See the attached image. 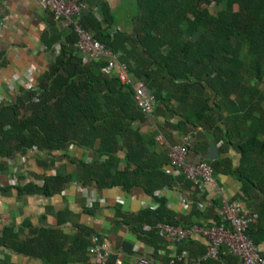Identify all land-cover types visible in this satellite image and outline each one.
<instances>
[{
  "label": "trees",
  "instance_id": "trees-1",
  "mask_svg": "<svg viewBox=\"0 0 264 264\" xmlns=\"http://www.w3.org/2000/svg\"><path fill=\"white\" fill-rule=\"evenodd\" d=\"M128 1V29L114 27L115 17L107 5L100 13L83 11L78 23L118 55L133 79L146 85L156 100L153 110L181 118L176 123L166 120L159 132L169 138L172 129L181 130L190 136L189 149L200 154L214 140L219 158L202 161L212 166L215 176L228 174L239 182L233 199L243 201L256 214L247 229L256 242V234L264 233V0ZM76 40L71 29L36 88L0 105V158L29 154L32 147L41 153L67 151L72 144L97 153L88 163L75 161L83 185L119 186L127 192L139 187L154 196L162 187L184 184L193 193L188 222L180 224L165 200L157 197L155 210L144 208L133 217L116 214L117 221L127 224L154 253L167 242L158 234V223L186 228L211 220L219 223L218 198L200 209L197 202H202L203 194L198 195L196 185L183 175L174 177L162 170L169 162L167 153L155 150L157 129L139 131L148 116L136 106L131 86L102 72L96 63H83L73 46ZM4 61L0 52V67ZM230 149L236 158L228 155ZM69 180V175H48L41 185L28 182L18 191L51 196ZM144 224L150 229L143 230ZM75 228L68 237L58 228L30 227L28 237L15 239L6 225L0 229V247L46 264H89L87 249L93 233L84 224H75ZM126 244L122 251L130 254ZM192 244L191 237L178 242L177 252L185 249L193 259L205 253L199 244L192 252ZM116 259L113 253L105 264H117ZM235 262L223 248L218 260L197 264Z\"/></svg>",
  "mask_w": 264,
  "mask_h": 264
},
{
  "label": "crops",
  "instance_id": "crops-1",
  "mask_svg": "<svg viewBox=\"0 0 264 264\" xmlns=\"http://www.w3.org/2000/svg\"><path fill=\"white\" fill-rule=\"evenodd\" d=\"M79 1L84 3L85 10H96L99 13L101 7L107 5L115 17V28L125 30L130 27L128 0ZM0 25V52L5 59L4 65L0 67L1 105L11 102L16 95L27 88L38 85L56 55V47L60 49V43L65 40V36L71 29L64 20L53 18L48 9L37 0H0ZM91 63H96L97 68L102 70L104 58L93 59ZM180 119L179 116H173L172 112L163 116L153 110L147 120L140 125L139 131L141 133H148L155 129L158 131L166 120L176 123ZM159 136L162 140L158 139ZM186 137L189 135L178 129H172L169 138L158 131L156 135L158 144L155 150L167 153L166 143L189 144L190 137L185 140ZM187 148V162L202 161L204 154ZM229 154L234 158L237 157L232 149L228 152ZM119 155L122 157L123 153L120 152ZM96 156L97 153L93 149L68 145L67 151L31 153L25 157V161L20 154L0 158V229L9 225L15 239L28 237L30 227L58 228L71 237L76 232L75 224H84L93 234L106 240L112 250L128 264H134L135 259L139 257L148 258L150 264H169L175 254L181 251H185L193 259L185 249L177 252V243L167 240L154 253V248L140 239L127 224L117 221L116 215L122 212L126 216L133 217L144 208L155 210L158 207L157 199L162 198L165 200L167 210L173 217L179 219L180 224H183L189 221L188 214L193 206L191 200L193 193L182 183L162 187L155 191L154 196L145 194L139 187L127 192L119 186L100 189L94 183L83 185L78 181L81 170L75 161L88 163ZM38 159L41 160V164L38 163ZM121 166L123 164L120 163L119 168ZM168 169L170 167L167 162L162 166L164 173L174 177L179 176L170 174L167 172ZM54 174L70 176L69 182L58 193L44 196L18 191V187L28 182L40 185L45 176ZM215 178L224 186L228 197H233L239 191V182L230 175L218 174ZM201 197L204 203L210 200L205 195ZM199 203L197 202V207ZM245 207L248 208L246 205ZM86 209H91L90 213L86 212ZM60 213L65 215L60 217ZM60 218L63 220L62 223H59ZM213 223L216 222L212 220L208 223L202 222L201 227H207ZM189 237L193 241L190 245L192 252L198 250L196 244L206 249L207 238L203 234L193 233ZM255 237V243L263 246L264 233H257ZM124 243L129 244V249L132 251L130 254L122 251L121 247ZM0 264L46 263L39 258L0 247Z\"/></svg>",
  "mask_w": 264,
  "mask_h": 264
},
{
  "label": "built area",
  "instance_id": "built-area-1",
  "mask_svg": "<svg viewBox=\"0 0 264 264\" xmlns=\"http://www.w3.org/2000/svg\"><path fill=\"white\" fill-rule=\"evenodd\" d=\"M37 1L48 9L53 18L64 20L70 29L76 33L77 40L73 46L81 54L83 63L104 58V66L101 71L110 76H115L120 83L131 86L136 106L149 117L156 105L155 97L142 81L133 79L129 75L127 65L119 61L116 53H113L94 38L91 32L80 26L77 19L86 9L84 3L79 0ZM94 12L97 11L94 10ZM96 17L100 19L99 16ZM58 50L59 47H56V54H58ZM35 88L36 86L27 89ZM189 137H186L185 140ZM158 139L162 140V137L159 136ZM166 147L170 167L167 172L173 175H183L196 185L200 193L209 199L218 198L220 203L216 207V212L220 217L219 223H213L207 227L194 225L190 228L165 222L156 225L159 236L169 242L178 243L193 233L203 234L207 238L206 251L203 255L191 259L185 251H181L175 254L169 264H197L205 259L218 260L223 248L236 258V262L233 264H264V245L260 246L255 243L247 231L249 224L256 219V214L246 208L243 201L233 199V197H228L225 194L224 186L215 178L209 163L206 161H186L188 151L186 142L166 143ZM28 152L31 154L38 152V150L32 147ZM29 154L21 155L22 160L25 161V157ZM199 207L200 209L205 208V203L200 202ZM142 228L149 230L150 226L143 225ZM89 239L90 245L87 249L89 264H105L108 257L115 252L109 243L101 239L99 235L92 234ZM116 255V263L121 264L123 260L117 253ZM134 264H150V262L146 257H139L135 259Z\"/></svg>",
  "mask_w": 264,
  "mask_h": 264
},
{
  "label": "water",
  "instance_id": "water-1",
  "mask_svg": "<svg viewBox=\"0 0 264 264\" xmlns=\"http://www.w3.org/2000/svg\"><path fill=\"white\" fill-rule=\"evenodd\" d=\"M215 116L216 119L218 120L219 114L216 113ZM219 156H220V152L217 144L214 142V140L210 139L208 142L207 150L202 158H206L208 160H216L219 158Z\"/></svg>",
  "mask_w": 264,
  "mask_h": 264
},
{
  "label": "rangeland",
  "instance_id": "rangeland-1",
  "mask_svg": "<svg viewBox=\"0 0 264 264\" xmlns=\"http://www.w3.org/2000/svg\"><path fill=\"white\" fill-rule=\"evenodd\" d=\"M213 9V8H212Z\"/></svg>",
  "mask_w": 264,
  "mask_h": 264
}]
</instances>
